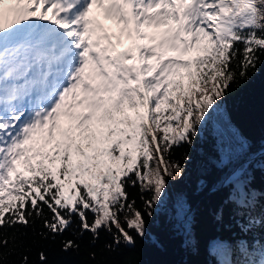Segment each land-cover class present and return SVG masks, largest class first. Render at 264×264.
I'll use <instances>...</instances> for the list:
<instances>
[{"label":"snow or ice","instance_id":"1","mask_svg":"<svg viewBox=\"0 0 264 264\" xmlns=\"http://www.w3.org/2000/svg\"><path fill=\"white\" fill-rule=\"evenodd\" d=\"M262 57L264 0H0V230L41 220L39 235L55 239L78 218L81 235L134 244L175 178L169 165L185 172L174 149L210 128L212 190L227 192L217 218L231 205L239 232L207 240L208 264H264V159L222 111ZM137 185L151 193L143 211ZM174 209L195 246L189 203ZM9 243L0 231V249Z\"/></svg>","mask_w":264,"mask_h":264},{"label":"trees","instance_id":"2","mask_svg":"<svg viewBox=\"0 0 264 264\" xmlns=\"http://www.w3.org/2000/svg\"><path fill=\"white\" fill-rule=\"evenodd\" d=\"M248 75V79L238 80L231 85L229 94L224 98L222 111L225 118L246 138L252 151L257 154V159L262 160L264 57L255 69L249 70ZM185 155L189 157L187 162L184 160ZM214 155L215 141L210 128L196 138L191 146L184 144L174 149L171 160H178L184 165L186 185L182 188L171 187L166 177L167 194L152 217H148L145 212V236L131 233L135 237L134 244L121 243L116 246L112 234L104 229L100 230L99 237L95 240L91 232L85 231L81 235L78 218H74L73 224L55 239L51 238V234L48 239H44L39 235L42 221L37 220L28 228L17 226L15 229L0 230L10 241L7 248L0 249V264H22L24 255L29 257L28 264H41V251L46 254L47 264H208L214 258L207 253V240L215 236L231 238L233 232H239L232 218L231 205L225 208L222 220L217 218L218 209L222 206L227 192L212 190V185L221 175L213 163ZM255 186L264 191V169L255 170ZM128 191L130 199L136 201L135 206L143 211L144 200L140 197L143 195L144 199H149L151 193H141L138 185L130 187ZM178 197H184L191 207L195 246H189L183 232L177 227L174 204ZM88 218L89 221L93 219L90 212ZM124 219L122 213L121 222ZM67 239H73L78 247L65 251L63 242ZM109 244H113L112 249L107 246Z\"/></svg>","mask_w":264,"mask_h":264},{"label":"rangeland","instance_id":"3","mask_svg":"<svg viewBox=\"0 0 264 264\" xmlns=\"http://www.w3.org/2000/svg\"><path fill=\"white\" fill-rule=\"evenodd\" d=\"M104 23L106 25H108L107 23H113V22L112 21H105ZM130 44H131V41H129V40H127V38H125L124 42L120 46V48H122V50H124V48H126L127 45L130 46ZM168 55H175V53L168 52ZM193 55H194V53H193ZM184 58H188V57H184ZM170 170L173 171L175 178H168L169 185L171 187H174V188H182V187H184L186 185V176H185V174H183L181 177L180 176H176L175 172H174V169H172L170 167Z\"/></svg>","mask_w":264,"mask_h":264}]
</instances>
